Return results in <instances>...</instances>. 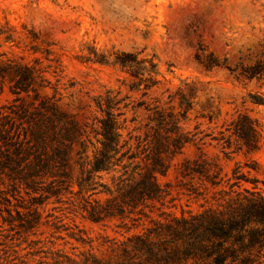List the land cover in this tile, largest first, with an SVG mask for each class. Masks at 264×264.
<instances>
[{"label":"rangeland","instance_id":"1","mask_svg":"<svg viewBox=\"0 0 264 264\" xmlns=\"http://www.w3.org/2000/svg\"><path fill=\"white\" fill-rule=\"evenodd\" d=\"M38 120L61 155L36 191L0 175V264H158L233 184L264 192V0H0V131Z\"/></svg>","mask_w":264,"mask_h":264},{"label":"trees","instance_id":"2","mask_svg":"<svg viewBox=\"0 0 264 264\" xmlns=\"http://www.w3.org/2000/svg\"><path fill=\"white\" fill-rule=\"evenodd\" d=\"M104 111L105 116L99 120L101 147L87 169L88 178L78 181L81 190L89 187V173L91 176L94 172L111 170L118 152L121 137L118 121L109 109ZM45 127L38 120L29 128V134L17 141L10 138L9 131H0V175L10 177L17 193L21 187L16 182L36 191L37 177L49 170L56 155H61L58 149L49 154ZM233 185L239 189L226 191L227 198L219 208L184 222L174 232L173 241L158 246L145 244L150 250L148 259L160 258L158 264H264V192L241 189L240 181ZM5 199L9 200L0 191V203ZM155 247L157 251L170 249L158 256Z\"/></svg>","mask_w":264,"mask_h":264}]
</instances>
